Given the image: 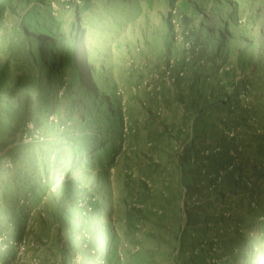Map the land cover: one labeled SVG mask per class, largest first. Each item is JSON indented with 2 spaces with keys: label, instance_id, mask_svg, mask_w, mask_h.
<instances>
[{
  "label": "rangeland",
  "instance_id": "obj_1",
  "mask_svg": "<svg viewBox=\"0 0 264 264\" xmlns=\"http://www.w3.org/2000/svg\"><path fill=\"white\" fill-rule=\"evenodd\" d=\"M90 1L0 0V264H264V0Z\"/></svg>",
  "mask_w": 264,
  "mask_h": 264
},
{
  "label": "trees",
  "instance_id": "obj_2",
  "mask_svg": "<svg viewBox=\"0 0 264 264\" xmlns=\"http://www.w3.org/2000/svg\"><path fill=\"white\" fill-rule=\"evenodd\" d=\"M82 2H83L82 6H77L75 8V13H76V15L79 16L78 20H77V24H76V29L77 30L81 29L83 27L82 19L84 18V16H82V15H84V13L86 11H88L90 9L91 5H92L90 0H82ZM2 10H3V8L0 9V25H2L1 24L2 17H3V12H1ZM64 40H65L64 47L69 50L67 38H65ZM46 41H48V39H46ZM47 47H49V46L46 45V43H42L40 41V42L35 43V48H34L35 49L34 50V57L36 58V61L38 63H40L44 67L45 70H46V68L49 67L48 64H46V58H45V54H44V49H46ZM50 68H54V66H51ZM54 69H55V72L58 73L57 71H59V69H61V67H59V66L56 67L55 66ZM4 70L5 69H3V73H4ZM2 75L3 74H1L0 78L3 77ZM81 118L82 119L79 122L78 126L81 128V131H82V136L81 137L82 138H79L78 141L76 142L75 147H74L75 151L72 153V150H71V151H69L70 154L67 153V154L71 155L70 159H69V162H68L69 166H71V164L74 163V161H77L80 158L81 155L85 154L84 157H87L88 159H91V158L94 157V155H97L99 153L98 150L102 149V148L99 149V147L102 146L101 145V140H99L100 137H98V135L94 136V134H89V132H87V129H88L89 125L86 126L88 121L85 122L84 116H81ZM62 126L64 127V125H62ZM84 126H86V127H84ZM70 131H71V129L66 128L65 135L68 136L70 134ZM43 143L44 142H39V141H33L32 140V141H30L28 143H25V144H22L20 146V148L23 151L32 150V151H34V153H36V154L38 153L37 158H35V160H33L34 163H32L31 167H29L30 170H31L30 176H32V177H33L32 170L35 171L36 169H39L41 172L43 170L44 171L47 170V164L45 165V164L42 163L43 162V158H44L43 154L40 152V150H37L39 147L42 146ZM59 156L60 155H56V157H57L56 158L55 154L52 153V157L54 159H56V161H53V164H52L53 165L52 172L55 171V173H56L57 169L59 168V166L63 165V164H60V161H61L62 157L61 156L59 157ZM64 158H65V156L63 157V159ZM38 175L37 176L35 175L36 178L38 177ZM30 176H29V181L32 180V179H30ZM33 178H35V177H33ZM23 189H25L24 190L25 192H31L32 193V192H35L37 188H30V186H27L26 188H23ZM12 217H15V216H12ZM20 219H23V218H20ZM1 225H3V224H1Z\"/></svg>",
  "mask_w": 264,
  "mask_h": 264
}]
</instances>
